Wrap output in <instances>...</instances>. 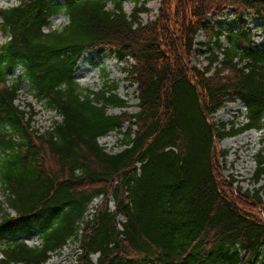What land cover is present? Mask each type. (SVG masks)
<instances>
[{"label":"trees","instance_id":"trees-1","mask_svg":"<svg viewBox=\"0 0 264 264\" xmlns=\"http://www.w3.org/2000/svg\"><path fill=\"white\" fill-rule=\"evenodd\" d=\"M130 1V15L125 0H19L0 10V33L9 39L0 46L1 206L14 214L0 213V264H45L72 239L80 249L75 264H93L94 255L96 264H264L261 190L233 193L236 182L224 181L218 167L226 154L214 148L264 130V46L252 47L241 32L222 49L207 25L227 8L264 21V0H162L158 16L145 22L146 2ZM58 15L68 25L52 30ZM199 31L222 50L219 61L204 58L202 72L189 65ZM95 49L127 66L136 114L108 115L127 108L116 89L93 93L76 82L77 62ZM244 59L247 73L238 67ZM23 85L62 119L43 135L32 129L31 108L15 105ZM237 101L246 109L244 128L225 132L210 122ZM112 133L123 138L117 154L98 145ZM256 166L258 185L262 156ZM36 236L40 245L28 247Z\"/></svg>","mask_w":264,"mask_h":264},{"label":"rangeland","instance_id":"rangeland-1","mask_svg":"<svg viewBox=\"0 0 264 264\" xmlns=\"http://www.w3.org/2000/svg\"><path fill=\"white\" fill-rule=\"evenodd\" d=\"M146 7L150 13L148 16H142L141 19L145 22L147 19L153 20L158 16L161 1L162 0H144ZM18 5L17 0H0V9L5 10ZM107 9L112 11L113 7L108 4ZM133 9V4L130 0H125L123 4V10L127 15H130ZM52 30H61L68 25L67 19L58 15L51 20ZM197 43H204V37L198 34L196 37ZM4 42V37L0 35V44ZM225 44V43H223ZM200 48V47H199ZM203 48V47H202ZM203 51L198 50V47H194V51L189 58L190 67L202 71L204 67V55ZM127 66L125 64L116 61V58L105 51L104 53H98L97 51L86 54L77 64L74 78L81 89L87 90L93 93H98L105 86L108 88L116 89V96L120 98L126 105V109H110L108 115L120 116L125 113L127 115H133L137 113V94L136 88L131 87L127 80L125 73ZM19 70L14 72V76L18 75ZM15 105L21 109L26 107L31 108L33 114L32 129L39 135L45 134L54 123H60L61 117L53 110H50L45 100L38 99L33 93H30L28 88L23 85L22 90L15 102ZM215 125H223L225 132H230L232 129H241L245 124V108L240 103H229L220 109L210 120ZM126 127L123 128L125 132ZM255 138L248 139L246 143L241 145L234 144L230 146L229 143L234 139L246 135L252 134ZM122 137L117 133L109 134L106 137L98 139L99 146L107 154H117L124 150L122 144ZM214 148L217 153H224L226 157L221 162H218V167L221 170L222 179H230L236 184L233 186L232 191L235 193L236 188L240 189L242 193H249L252 195L254 191L261 190L260 198L264 203V176L263 180L255 185L254 175L257 169L256 163L260 156L264 159V133L262 132H246L239 136L223 139L220 142L214 143ZM224 180V181H225ZM5 194L0 188V213H11L2 207L4 203ZM101 199L93 201L86 211V219H89L95 209L99 206ZM110 210L113 209L112 203L109 204ZM12 214V213H11ZM13 215V214H12ZM1 221V214H0ZM119 224L124 222V219L118 218ZM30 247L38 246L39 240L36 237L29 238L26 241ZM78 252V244L74 241H70L59 252L51 254L46 264H73L75 255ZM92 261L95 262L96 256H93Z\"/></svg>","mask_w":264,"mask_h":264},{"label":"bare ground","instance_id":"bare-ground-1","mask_svg":"<svg viewBox=\"0 0 264 264\" xmlns=\"http://www.w3.org/2000/svg\"><path fill=\"white\" fill-rule=\"evenodd\" d=\"M253 138H255V135H253V134H246V135H242V136L234 139L229 144H230V146L234 147L235 146L234 144L241 145L243 143H246L248 139H253Z\"/></svg>","mask_w":264,"mask_h":264}]
</instances>
